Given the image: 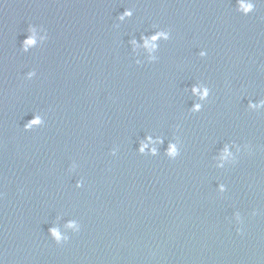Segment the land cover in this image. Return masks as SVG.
Instances as JSON below:
<instances>
[{
  "label": "water",
  "instance_id": "1",
  "mask_svg": "<svg viewBox=\"0 0 264 264\" xmlns=\"http://www.w3.org/2000/svg\"><path fill=\"white\" fill-rule=\"evenodd\" d=\"M0 264H264V0H0Z\"/></svg>",
  "mask_w": 264,
  "mask_h": 264
},
{
  "label": "clouds",
  "instance_id": "2",
  "mask_svg": "<svg viewBox=\"0 0 264 264\" xmlns=\"http://www.w3.org/2000/svg\"><path fill=\"white\" fill-rule=\"evenodd\" d=\"M241 8L244 9V11H248L250 8H251V5L250 4H244V3H241ZM127 14V13H126ZM153 39H155V37H153ZM27 43H31V41H28ZM36 121H33V123H35ZM53 235H55V232H53Z\"/></svg>",
  "mask_w": 264,
  "mask_h": 264
}]
</instances>
